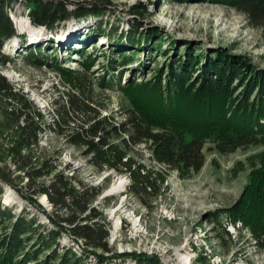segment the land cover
Instances as JSON below:
<instances>
[{
	"label": "rangeland",
	"instance_id": "1",
	"mask_svg": "<svg viewBox=\"0 0 264 264\" xmlns=\"http://www.w3.org/2000/svg\"><path fill=\"white\" fill-rule=\"evenodd\" d=\"M54 1L61 2V6L64 4L66 10L52 26L31 20L26 0L11 1L8 12L16 27L17 40L13 38L14 41L5 48L10 62L0 64V73L45 114L48 124L56 118L52 111L54 100L68 105L69 93L73 92L57 65L72 68V71L80 70L78 72H82L88 81L86 95L93 99L91 105L96 110L93 115L99 112L101 117L116 123L124 121L132 107L129 97L116 84L120 74L122 83L128 79L143 81L157 74L165 63L172 62L174 55L184 57L189 54L204 61L205 57L222 51L236 57L246 56L255 68L264 69V25L253 24L236 5L215 0ZM93 1L99 2L98 6L103 9L101 13H79L92 8L90 2ZM100 23L102 25L97 26ZM135 26L138 32L131 42L125 38H130L128 34ZM149 31L155 32L150 39ZM32 47H41L42 53L38 52V57L43 63L29 60L27 49ZM123 53L133 54L128 60L132 62L120 66L118 58ZM88 54L95 59L89 68L83 65ZM113 59L114 67L110 64ZM107 69L110 71L106 72ZM68 73L75 76L76 72ZM102 75L105 80L114 78V85L102 87ZM5 106L6 103L1 101L0 167H7L5 173L22 191L0 178V202L12 208L15 217L24 213L36 218L41 231L46 232L52 224L50 216L59 220L56 212L62 218L67 217L71 209L56 206L47 194L35 195L33 201L27 197L30 191L25 171L16 169L17 164L7 151L11 130L2 126ZM85 118L87 115L77 118V124L83 123ZM51 126L41 134L34 155L38 163L48 160L58 170L73 175V184L77 188L95 186L101 191L91 200L89 210L76 213V216L85 219L95 212L102 216L99 222L105 225L108 246L112 250L105 254L120 255L112 257L115 261L109 264H264V246L258 245L263 236H258L241 222L234 223L224 213L240 198L252 169L263 162L260 153L264 152V142L223 152L217 147L215 137L207 138L203 147L205 163L198 172L189 174L158 163L151 143L131 147L130 154L123 160L132 158L136 163L134 167L142 173L150 172L152 186L136 193L129 191L132 183L129 171L100 170L91 163L92 156L85 155L87 148L84 145L71 143L58 128L55 130ZM62 126H67L65 121ZM219 214H223L220 225L216 221ZM95 220L83 223L92 224ZM3 235L4 231L0 229V236ZM32 240L28 249H36ZM61 242L72 246L76 253L86 247L84 240H75L67 232ZM47 254L42 250L40 259ZM95 260L91 256L83 264L95 263Z\"/></svg>",
	"mask_w": 264,
	"mask_h": 264
},
{
	"label": "trees",
	"instance_id": "2",
	"mask_svg": "<svg viewBox=\"0 0 264 264\" xmlns=\"http://www.w3.org/2000/svg\"><path fill=\"white\" fill-rule=\"evenodd\" d=\"M11 1L0 0L2 65L11 60L5 48L17 34L8 12ZM215 1L236 5L253 24L264 25V0ZM26 3L29 17L36 24L52 26L55 20L63 17L66 10L64 4L61 6V2L54 0H26ZM90 3L92 8L81 10L79 13L84 15L103 11L98 6V1ZM99 25L102 23L97 26ZM135 27V30L128 34L130 38L125 39L133 42L132 37L138 32L137 26ZM98 31L103 32L102 28H98ZM154 34V31H149V39ZM41 47L27 49L26 55L31 57L30 61L43 63L38 57V52L42 53ZM82 53L86 51L80 52ZM165 53L167 51H164ZM227 53H216L209 58L205 57L204 61L194 55H174L172 62L165 63L157 74L143 81L128 79L122 83L120 74L116 84L132 103L126 119L120 123L111 122L108 117H101L99 112L93 115L96 111L91 105L93 99L91 95H86L89 91L88 81L82 72H78L80 70H73L76 73L72 76V73H68L73 72L72 68H63L56 64L73 92L69 93L68 105L59 99L54 100L52 111L56 118L52 124H48L45 114L21 89L18 90L0 73V102L6 103L2 126L11 130V142L7 151L13 163L17 164L16 169L25 171L30 191L27 197L33 201L35 195L47 194L56 206L71 209L67 217L61 218L59 212H56L60 222L50 216L49 221L52 224L47 227L49 229L44 228L48 230L44 232L41 231V224L36 218L28 217L24 213L15 217L13 209L0 202V229L4 231V235L0 236V264H83L88 262L91 256L96 259V262L91 264H109L115 261L112 257L120 256L114 253L107 256L105 254L112 250L108 246L109 235L105 225L99 222L102 217L100 214L95 212L85 219L76 216V213H86L91 200L100 195L101 191L95 186L77 188L73 184V175L58 170L56 166L50 165L48 160L37 162L34 147L38 145L41 134L46 132L47 128H52L51 125L55 130L58 128L59 133L65 135L71 143L84 145L87 148L85 155L92 156L91 163L100 170L115 168L129 171L132 178L129 191L136 193L152 186L150 172L142 173L139 168L134 167L136 163L132 158L123 160L130 154L131 147L151 143L153 156L158 163L165 165V168L189 174L198 172L203 167V147L207 138L215 137L217 147L223 152L233 151L254 142H264V69L255 68L246 56L236 57ZM148 54L152 56L150 52ZM132 55L120 54L119 65L130 64L132 61L128 60L132 59ZM34 56L38 58L34 60ZM87 56L83 65L89 68L95 59L91 54ZM111 62L109 63L114 67L115 59ZM105 75L101 77V86H113L114 78L105 80ZM85 115L87 118L83 123L77 124V118ZM62 121L66 122V127L62 126ZM118 146L123 151H119ZM260 156L263 162L252 169L249 182L240 198L224 213L234 223L241 222L254 230L258 236H263L259 237L261 244H258L263 247L264 152H261ZM6 169L7 167H0V178L17 191H22L21 187L14 183V179L5 173ZM41 178L48 180L36 182ZM30 188L34 189L31 191ZM222 215L216 216L219 225L222 223ZM95 218L94 224L83 223ZM7 220H12L13 223L8 224ZM66 224L68 226H65ZM65 232L70 233L75 240H84L86 247L76 253L72 246L63 245L61 238ZM31 238L36 243V249H28ZM42 250H46L48 254L40 259Z\"/></svg>",
	"mask_w": 264,
	"mask_h": 264
},
{
	"label": "water",
	"instance_id": "3",
	"mask_svg": "<svg viewBox=\"0 0 264 264\" xmlns=\"http://www.w3.org/2000/svg\"><path fill=\"white\" fill-rule=\"evenodd\" d=\"M64 1V0H63ZM65 1H67V0H65Z\"/></svg>",
	"mask_w": 264,
	"mask_h": 264
}]
</instances>
